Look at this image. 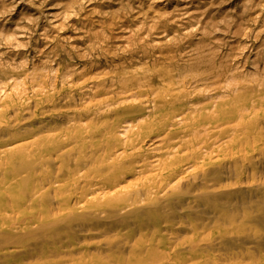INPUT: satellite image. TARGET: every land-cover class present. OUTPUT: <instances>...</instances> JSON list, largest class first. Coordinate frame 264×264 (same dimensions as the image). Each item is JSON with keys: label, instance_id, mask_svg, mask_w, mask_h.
<instances>
[{"label": "rangeland", "instance_id": "obj_1", "mask_svg": "<svg viewBox=\"0 0 264 264\" xmlns=\"http://www.w3.org/2000/svg\"><path fill=\"white\" fill-rule=\"evenodd\" d=\"M211 71H224L234 77L226 84L239 83L245 91L264 92V0H0V109H7V96L12 92L13 98L25 102L17 117L20 122L16 130L20 134L4 139L9 144L17 140L30 144L75 127L71 138L83 137L80 141L62 138V147L74 151L65 159L52 156L51 185L41 178L36 181V175L29 178L31 189L37 185L42 189L31 200L36 202L35 213L45 205L55 213L61 208L53 191H65L63 184L73 180L62 177L65 172L59 173L57 168L62 163L68 161L72 165L95 149L91 145H98L100 151L111 141V156L119 155L125 132L128 134L126 125L153 120L161 126L166 118L144 108L165 89L167 83L161 82L164 73L171 76L180 72L182 80ZM131 85L135 87L126 89V93L120 90ZM187 87L186 91L192 93L194 85ZM39 90L41 94L57 92L56 100L61 101L53 107H34V94ZM183 90L174 87L172 92L179 94ZM245 98L252 99L253 95L246 93ZM125 106H134L135 110ZM11 115L8 114L10 118ZM192 123L188 121L180 130L171 128L168 139L163 137L169 126L152 129L155 134L141 138L144 143L140 159L151 163L163 155L167 147L175 146L174 137H182ZM23 129L28 132L23 134ZM88 132L91 134L87 135ZM229 150L225 152L228 154ZM216 155L201 158L196 166H183L166 181L162 191H167L177 179L181 180L179 187L174 194L167 191L166 197L159 193L158 205L139 206L143 213L151 207L159 208L155 219L142 215L138 221L112 220L111 210L103 204L87 207L83 203L87 196L91 200L96 198L94 191L83 194L80 200L67 194L71 209L62 207L64 211L55 215L70 222L62 225L55 236L72 240L68 246L74 252V263L84 256L107 262L118 249L127 248L121 242L131 246L157 235L166 239L174 235L189 238L192 231L181 227L211 222L219 218L215 217L218 212L222 215L227 210L241 211L247 207L264 209V145L250 157L239 156L241 159L232 154ZM232 159L252 163L253 168L244 165L242 175L230 177L226 169L233 164ZM4 161L1 158L0 164ZM218 167L224 169L220 178L210 185L204 184L202 175ZM85 172L82 170L74 178L79 187L83 180L78 178ZM160 172L139 179L136 173L125 174L114 182L116 188L131 191L138 189V183L156 179ZM40 194L46 196L47 204L34 200ZM31 202L20 214L21 220L29 213ZM72 209L78 211L70 213Z\"/></svg>", "mask_w": 264, "mask_h": 264}, {"label": "bare ground", "instance_id": "obj_2", "mask_svg": "<svg viewBox=\"0 0 264 264\" xmlns=\"http://www.w3.org/2000/svg\"><path fill=\"white\" fill-rule=\"evenodd\" d=\"M178 74L170 76L169 73H164L161 82L167 83L165 89L148 101V107L144 108V111L151 109L149 112L159 113L166 118L161 122V126L160 122L156 123L153 120L137 124L138 126L126 125L128 134L125 132L124 147L119 155L111 156L112 141L100 151L98 150L101 147L94 144L91 146L95 149L91 150L88 156L80 157L72 165L67 161L57 168L59 173L65 172L62 177L73 180L70 184L67 183L68 185L63 184L66 187L65 191L63 189L60 192L53 191L54 200H57L58 206L61 207L59 211L54 209L56 213L46 205L35 213L36 202L31 200L42 189H38V185L31 189L27 182L30 177L36 175V181L41 178L43 182L51 185V158L54 155L56 159H65V155L74 151L73 148L67 150L62 147L64 143L62 138H67V141L74 139L71 137L76 127L60 135H47L34 143H22L17 140V143L9 144L7 137L20 134V130H16V125L20 122L17 117L22 112L25 102H20V98H13V92L7 96L6 104H9L7 109L4 106L0 109V159L5 158L3 163L5 167L0 164V264H264V209L260 208L227 210L222 215L218 212L215 217L219 218H214L211 222L181 227L192 231L189 238L174 235L166 239L163 235H157L131 246L128 242H121L127 248L118 249V253L114 252L107 262L97 260L93 256H84L81 261L74 263L71 256L74 252H70L71 247L68 246L72 240L55 236L62 225L70 222L58 219L62 215L56 216L64 211L62 207L69 208L67 194L69 196L72 194L80 200L84 197L83 194L94 191L92 194L96 195V198L91 200L87 199V196L83 203L87 207L103 204L111 210L112 220L125 222L134 218L138 221L142 215L155 219L159 208L151 207L143 213L142 207L139 206L144 203L158 205L159 193L165 197L167 191L174 194L179 187L181 181L179 179L167 187V191L162 190L166 181L175 177L183 166L191 164L196 166L201 158L212 154H217L218 157L232 154V157L237 159L250 157L260 145H264V92L245 91L239 83L226 84L229 79H235L224 71H211L207 75L201 72L199 76L188 78L189 80L186 78L181 80L180 72ZM213 79L216 81L213 82ZM190 84L194 85L192 96V93L186 91ZM130 87L135 86H123L120 90L126 93V89ZM174 87L184 89V92L175 94L172 92ZM200 87L201 91H196V88ZM41 93H43L41 90L35 92L32 101L34 107H53L55 103L61 101L56 100L59 95L57 92ZM246 93H251L253 98H245ZM124 108L135 110L134 106ZM139 110L142 108L139 107ZM9 113L12 114L11 118L8 116ZM46 114L48 113L45 112ZM46 118H50L49 115ZM94 120L98 122L97 119ZM188 121H193L190 130L182 137L179 135L174 137V147H167L166 152L155 157L151 163L145 162L146 159H140L143 136L148 138L155 134L152 129L169 126V131L163 138H171V128L180 130ZM133 128L136 129L129 132V129ZM39 130L41 131L40 128ZM22 132L25 134L28 131L23 129ZM81 139L83 137L74 140ZM183 146H186V149H183ZM227 149H231L228 154L225 152ZM251 164L233 160V164L226 170L230 177L233 175L237 177L244 173V165ZM82 170L86 172L78 178L83 180V185L79 187V182L74 178ZM157 170L161 172L157 174L156 179L138 183V189L123 191L122 188H116L117 182L114 181L119 176L136 173L139 179ZM223 171L224 169L218 167L202 175L204 184L216 182ZM169 198L167 196V199ZM37 199L43 200L42 204H47L44 194L36 196L34 200ZM28 202H31L28 206L29 213L21 220L20 214L24 212ZM76 211L78 210L70 213Z\"/></svg>", "mask_w": 264, "mask_h": 264}]
</instances>
